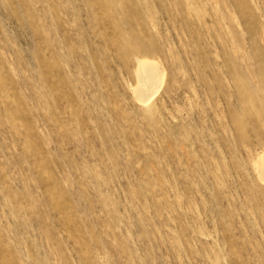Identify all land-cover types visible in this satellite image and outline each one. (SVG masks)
<instances>
[{"label":"rangeland","instance_id":"obj_1","mask_svg":"<svg viewBox=\"0 0 264 264\" xmlns=\"http://www.w3.org/2000/svg\"><path fill=\"white\" fill-rule=\"evenodd\" d=\"M263 166L264 0H0V264H264Z\"/></svg>","mask_w":264,"mask_h":264},{"label":"bare ground","instance_id":"obj_2","mask_svg":"<svg viewBox=\"0 0 264 264\" xmlns=\"http://www.w3.org/2000/svg\"><path fill=\"white\" fill-rule=\"evenodd\" d=\"M140 67V75L142 80H140L141 84L138 87V94L140 96L147 95L151 92V90L155 86V82L157 77H155L156 70L154 69L156 66L155 61L149 59H143L139 61ZM153 95V94H152ZM146 99V98H145ZM145 99H141L144 100ZM262 173L264 174V166L262 168Z\"/></svg>","mask_w":264,"mask_h":264}]
</instances>
